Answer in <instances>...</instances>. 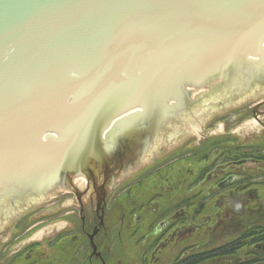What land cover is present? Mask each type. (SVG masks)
<instances>
[{"label": "flooded vegetation", "instance_id": "1", "mask_svg": "<svg viewBox=\"0 0 264 264\" xmlns=\"http://www.w3.org/2000/svg\"><path fill=\"white\" fill-rule=\"evenodd\" d=\"M240 51L218 65L242 64L248 55ZM186 66L152 84L158 83L143 109L111 127L105 154L98 146V156L89 150L97 159L92 166L60 173L69 191L57 206L26 218L23 208L0 205L2 224H15L0 237V264H264V97L247 105L239 99L242 87L227 97L226 89L209 95L202 71L175 79ZM186 86L197 91L185 102L190 111L207 95L210 103L217 99L203 112L204 129L162 137L143 154L153 124L178 119L175 98ZM78 175L85 178L74 180Z\"/></svg>", "mask_w": 264, "mask_h": 264}, {"label": "water", "instance_id": "2", "mask_svg": "<svg viewBox=\"0 0 264 264\" xmlns=\"http://www.w3.org/2000/svg\"><path fill=\"white\" fill-rule=\"evenodd\" d=\"M243 45L256 49L243 61L264 55V0H0V164L98 156L108 119L140 111L130 106L162 72L203 50Z\"/></svg>", "mask_w": 264, "mask_h": 264}, {"label": "rangeland", "instance_id": "3", "mask_svg": "<svg viewBox=\"0 0 264 264\" xmlns=\"http://www.w3.org/2000/svg\"><path fill=\"white\" fill-rule=\"evenodd\" d=\"M248 69L249 68L245 64L238 69H229L203 84L204 87L202 89L209 91V95H215V93L221 94V90L226 89L222 95L223 97H227V95L232 93V89L236 85H243V93L239 99L243 101L248 100L247 105H252L264 97V66L262 65L257 73L254 70ZM219 80L222 85L217 87L216 83ZM194 93H197V91L193 90L176 100L178 103L176 109L179 111L178 119L180 123L176 118L166 117L162 120L161 125H158L157 123L153 124L152 140L145 145L142 150L143 154L148 153L149 155L156 147L161 146L164 141L162 137H168L167 135H171L172 133L184 134L189 131V128H192L197 132H200L202 128L204 129L205 122L203 118L205 116L203 112L206 109L213 108V104H215L217 99L211 100L210 103L206 100L207 95L197 101L198 108L196 110L190 111V106H187L185 102L188 100V96L192 97V94ZM203 94H206V92ZM189 115H191L192 119H190L191 117ZM250 122L251 121H248L246 125L250 124ZM75 178L84 179V176L78 175ZM10 190H19V197L16 199H8L6 192ZM65 190H67V188L64 187L62 178L57 181V179L37 175L33 170L20 171L17 174L7 176L0 180V205L6 204V206L8 205L9 207L18 206L19 208L21 207L24 209L23 212L27 214L26 218L36 217L37 212H42L43 210L50 208V206H57V204L60 203V196ZM57 192H59V198L49 199L51 195H54ZM26 218L21 219L19 224L26 222ZM33 221L37 220H32V222ZM14 225L15 224L11 222L2 224V221L0 220V237L4 232H11L14 230ZM42 232L43 231H41L40 234H42ZM93 247L95 249V246Z\"/></svg>", "mask_w": 264, "mask_h": 264}, {"label": "bare ground", "instance_id": "4", "mask_svg": "<svg viewBox=\"0 0 264 264\" xmlns=\"http://www.w3.org/2000/svg\"><path fill=\"white\" fill-rule=\"evenodd\" d=\"M243 64H245L249 68L248 70H254L257 73L261 69V66L262 65L264 66V55L257 53L253 55L252 57L243 61L242 64L240 63L239 65L234 66L232 69L234 70V69L241 68ZM216 85L217 87L222 85L221 81L219 80L216 83ZM235 87L244 88L243 85H236ZM250 125H255V123L250 122ZM95 160L97 159H93L94 163H95ZM90 164L91 162L88 160V161H79V162L70 163V164L61 165V166H42L40 169L37 170V175L44 176V177H47V176L54 177V179H57L58 181V180H61L62 177L60 176V173L63 172L64 169L72 170V167L70 168L69 166L76 165V166H80L79 168L81 169V167L89 166ZM32 184H35V183H32Z\"/></svg>", "mask_w": 264, "mask_h": 264}]
</instances>
